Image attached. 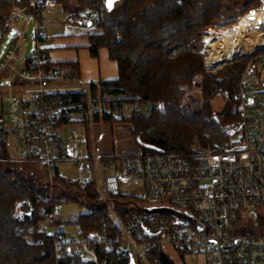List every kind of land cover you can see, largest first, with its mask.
Returning <instances> with one entry per match:
<instances>
[{"label": "built area", "instance_id": "obj_1", "mask_svg": "<svg viewBox=\"0 0 264 264\" xmlns=\"http://www.w3.org/2000/svg\"><path fill=\"white\" fill-rule=\"evenodd\" d=\"M49 1L30 0L11 13L5 24L9 29L36 17L32 54L18 62L26 41L24 34H18L0 55V147L9 153L12 148L17 162L34 163L50 175L60 162L74 163L81 177L91 175L88 181L96 185L99 202L112 205L114 200L117 204L118 197L130 196L122 191L128 185L144 192L121 204L128 210L125 219L114 212L120 221L113 216L120 230L116 237L99 231L85 236L78 230H65L61 219L65 199L29 232L54 236L56 256L70 263L79 258L93 264H146L147 253L160 247L203 255L207 264H264V235L242 232L244 216L264 206V53L251 55L241 76L238 123L225 127L208 146L196 148L193 159L135 154L108 162L81 153L83 149L87 152L88 136L76 129L66 131L73 124L63 123L66 108L53 99L75 91L56 84L63 70L44 68L48 58L43 43L49 37L38 16ZM84 17L89 22L100 21L94 12ZM3 39L4 32H0V46ZM99 105L95 111L108 113L114 120L129 111L148 113L151 108L140 102L123 111L116 103Z\"/></svg>", "mask_w": 264, "mask_h": 264}, {"label": "trees", "instance_id": "obj_2", "mask_svg": "<svg viewBox=\"0 0 264 264\" xmlns=\"http://www.w3.org/2000/svg\"><path fill=\"white\" fill-rule=\"evenodd\" d=\"M64 2L50 0L52 4ZM78 2L82 3V0ZM27 3L28 0H0V32L8 30L5 24L11 11ZM93 4L91 6L97 9L96 14L100 17L98 23L89 22L82 15L83 9L71 11L66 7L64 12L71 23L94 24L101 28L99 33L89 34L88 49L94 58L106 49L109 58L118 65L119 76L93 83L82 93H61L53 98L66 108L63 123H88L91 119L111 124L128 122L141 154H171L185 159H193L198 152L196 148L208 146L220 138L225 127L238 123L239 83L251 56L235 59L231 65L210 73L205 67L203 40L210 29H229L252 10L263 7L261 0H123L113 11L105 3ZM263 53L264 49L257 55ZM46 54L48 58V51ZM48 60L45 70L50 66L56 68ZM67 66L79 79V64L71 62ZM196 89L200 90L199 98L193 96ZM218 98L224 102L220 114L214 112V102ZM138 102L150 104V111L133 112L121 120L95 111L101 103H116L123 111ZM75 115H80L82 120H73ZM9 157V150L2 145L0 264H93L79 258L73 263L58 258L54 236L36 231L30 233L29 229L32 225L38 226L45 220L47 212L65 199V202L73 200L89 208V212L75 222L80 234L87 236L99 231L118 236L120 230L110 208L107 203L97 201L94 182L88 181L81 186L80 182L62 177L56 169V180L68 190V187H77L78 195L84 201L71 195L69 199L72 200L65 195L50 197L49 184L29 178L19 168L6 169L4 161ZM120 157L112 154L102 159L110 162ZM132 198L136 200L133 196H120L116 200L114 212L122 219L128 210L121 204ZM257 219L258 224L251 226L256 228H244L243 234L264 235L261 234L264 218L258 215ZM63 224L66 226L69 222ZM184 255L179 253L181 258ZM146 257L148 264H176L160 247L148 252Z\"/></svg>", "mask_w": 264, "mask_h": 264}, {"label": "rangeland", "instance_id": "obj_3", "mask_svg": "<svg viewBox=\"0 0 264 264\" xmlns=\"http://www.w3.org/2000/svg\"><path fill=\"white\" fill-rule=\"evenodd\" d=\"M30 0H28L29 2ZM107 0H82V3H79L78 0H65L64 4L61 3H56V4H50L48 5L45 10L43 11L42 15L40 14L38 17H41L46 25V34L49 37L48 41H46L43 44H50L53 43V41L58 37H66L69 35H77L80 34V31H89L90 33H96L100 32L101 28H98L97 25H92V26H87V27H82L83 23L80 25H73L68 20L69 15L64 12V9L67 7L71 9V11L82 10V15H85L86 13L90 12H97V9L92 7L91 5L93 3H98L102 2L106 4ZM264 4V0H261ZM50 2V1H49ZM123 0H112L110 4V9L116 10L121 4ZM94 5V4H93ZM19 7L14 8L11 13L16 11V9ZM264 11L263 7H260L253 12H258L262 13ZM11 13L7 16L6 22L8 23L10 19ZM252 12L247 14L244 17H247L251 15ZM72 15V14H71ZM243 17V18H244ZM29 21L26 23L25 20L19 22L18 24H13L7 31L4 32V39L1 41V46H0V54H2L13 42V39L18 35V34H24L26 37V41L23 42V44L20 47V51L18 52V62L21 63L22 60L28 56H30L33 52L34 46H35V40H36V17L31 16L28 18ZM91 22V21H90ZM239 23V22H238ZM12 24V23H11ZM230 27V30L234 27ZM225 29H210L204 40H203V46L204 49L203 51L205 52V67L208 72H216L217 70H220L224 68L227 65H231L234 63L235 59L246 57V56H251L254 55L255 53H258L264 49V46H257V47H251L249 49H246L244 53L236 56L235 58L231 60H226L223 62L218 63L217 65L214 66H207L206 65V59L208 57V52L206 51V42L216 44L218 43V40L220 39L221 35L223 34ZM207 56V57H206ZM101 62L103 60H100ZM61 79H59L57 82H60ZM2 84V82H0ZM81 85V84H78ZM84 88H87L86 84L82 85ZM61 89H65L66 87H60ZM77 93L76 91L79 90V88H74L72 89ZM200 95V90L196 89L195 92L193 93L194 97L199 98ZM60 96V95H58ZM102 107V104L99 105ZM98 108V106H97ZM224 108V102L222 101L221 98H218L214 102V112L216 114H220L223 111ZM91 111L93 110V107L90 109ZM126 117L130 116V111L125 114ZM73 120H78L81 121L82 118L80 115H75L73 117ZM131 124L128 122L124 121H118L114 122L113 124L111 123H106L104 121L100 122H95L93 119H91L88 123H79V124H73V126L68 127L66 131L69 129H76V131L80 135H87L88 139L90 140V147L91 149L95 152H97L100 155L103 156H109L112 154L115 155H122L125 156L127 154L139 152L140 149H136L137 145L134 143V139L132 138L131 135ZM141 152V151H140ZM82 154H87L86 150L83 149ZM10 154L11 156L8 158L7 161H4L5 168L8 170H12L15 168L21 169V171H24V174L29 178H34L37 182L43 183V184H49L50 185V197H55V196H62L69 199L70 196L76 197L81 201H84V199H80L81 197L78 195L80 194V190L75 187L71 186L65 188L63 183L59 180H56L55 175H50L49 171L40 168L36 164L33 163H27L23 164L20 162H17L14 156V152H12V148L10 149ZM141 154V153H138ZM12 157V158H11ZM59 174L64 177L67 180L70 181H77L80 182L79 184L81 186H84L88 182V179L90 178L91 175H87L86 177H81L79 173H77V169L74 163L72 162H60L58 164V170ZM87 180V181H86ZM102 180H100L101 184ZM59 189L62 190V192L59 191ZM123 192L127 193L130 196H140L143 194V189L137 185H128L125 186L122 190ZM65 192V193H64ZM82 192V191H81ZM107 200H111L110 198L106 197ZM72 200V199H69ZM106 200V201H107ZM67 201V200H66ZM112 201L111 204H107L108 207L110 208L112 216H114L115 219H117V222L119 223V219L117 218V215H114V209H115V202L114 200ZM119 206V205H118ZM129 207V206H128ZM260 208V207H259ZM253 208L250 210V214H248L246 217L244 216V219L242 221V228H256V227H251L255 226L258 224V215H260L262 218H264V206H261V208ZM129 209V208H128ZM89 212V208L86 205H80L78 202H73L68 201L64 203V208L62 210V215L61 219L62 222H69L68 225H66V229L69 232H75L77 231L75 222L76 220ZM35 227L31 226L30 228ZM37 232V231H36ZM42 233V232H41ZM264 233V230H262L261 234ZM161 250L166 253V255H169L173 261L176 264H207L206 257L203 255H190V254H185L183 258L179 257V253H176L174 250L171 248H167L166 251H164L162 248ZM148 255V253H147ZM145 263L148 264V262L145 260ZM144 264V263H142Z\"/></svg>", "mask_w": 264, "mask_h": 264}, {"label": "crops", "instance_id": "obj_4", "mask_svg": "<svg viewBox=\"0 0 264 264\" xmlns=\"http://www.w3.org/2000/svg\"><path fill=\"white\" fill-rule=\"evenodd\" d=\"M73 25H79L74 24ZM82 27H87L82 25ZM80 34L69 35L66 37H58L53 41V43L46 44L44 47L47 48L49 62L56 65V68H46V71L61 69L65 72L63 78L60 82L56 83L60 87L66 88H79L81 90L88 89L91 84L101 82V80H114L119 76L118 65L115 61L109 58L108 51L102 49L99 52V56L94 58L91 56L89 51L90 41H89V31H80ZM1 55V54H0ZM100 60H103L102 62ZM75 62L79 64L80 67V78L78 79L72 74L70 66L67 63ZM63 65V66H59ZM81 84V85H78ZM86 84L87 88L82 85ZM89 140V139H88ZM137 150L140 149L138 146ZM96 152V151H95ZM90 147L87 149V155L91 157L103 158L98 152L96 154ZM140 151L132 153V155L138 154ZM131 154H127L128 156ZM131 155V156H132ZM122 156V155H121ZM58 170V168H57Z\"/></svg>", "mask_w": 264, "mask_h": 264}, {"label": "bare ground", "instance_id": "obj_5", "mask_svg": "<svg viewBox=\"0 0 264 264\" xmlns=\"http://www.w3.org/2000/svg\"><path fill=\"white\" fill-rule=\"evenodd\" d=\"M264 46V11L252 12L242 18L232 29L221 35L218 43L206 42V65L214 66L231 60L251 47Z\"/></svg>", "mask_w": 264, "mask_h": 264}, {"label": "water", "instance_id": "obj_6", "mask_svg": "<svg viewBox=\"0 0 264 264\" xmlns=\"http://www.w3.org/2000/svg\"><path fill=\"white\" fill-rule=\"evenodd\" d=\"M111 2H112V0H111ZM106 4H107L108 8H110V0H107V1H106ZM263 9H264V5H263ZM251 12H253V10H252ZM154 211H155V212H157V211L159 212V211H161V210H158V209H157V210H154ZM161 212H162V211H161ZM170 212H171L172 214H174L172 211H170Z\"/></svg>", "mask_w": 264, "mask_h": 264}, {"label": "snow or ice", "instance_id": "obj_7", "mask_svg": "<svg viewBox=\"0 0 264 264\" xmlns=\"http://www.w3.org/2000/svg\"><path fill=\"white\" fill-rule=\"evenodd\" d=\"M110 4H111V0H110Z\"/></svg>", "mask_w": 264, "mask_h": 264}]
</instances>
